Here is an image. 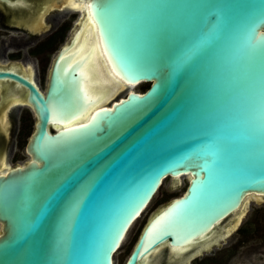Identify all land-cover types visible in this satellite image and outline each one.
<instances>
[{
    "label": "water",
    "instance_id": "obj_1",
    "mask_svg": "<svg viewBox=\"0 0 264 264\" xmlns=\"http://www.w3.org/2000/svg\"><path fill=\"white\" fill-rule=\"evenodd\" d=\"M86 9L92 29L57 51L43 93L0 69L26 88L35 119L28 159L0 171V264H113L167 177L173 188L188 175L122 264L191 244L247 197H264V0ZM97 63L113 86L147 87L99 102L107 90L87 87Z\"/></svg>",
    "mask_w": 264,
    "mask_h": 264
},
{
    "label": "flooded vegetation",
    "instance_id": "obj_2",
    "mask_svg": "<svg viewBox=\"0 0 264 264\" xmlns=\"http://www.w3.org/2000/svg\"><path fill=\"white\" fill-rule=\"evenodd\" d=\"M7 1H0V69L16 72L43 93L41 62L52 49L70 45L76 34V46L80 45L82 32L92 29L87 0ZM26 92L17 82L0 79V171L16 165L21 149L28 158V139L19 148L28 122L34 119ZM253 200H246L201 239L183 247L163 243L136 264H264V218H245Z\"/></svg>",
    "mask_w": 264,
    "mask_h": 264
},
{
    "label": "rangeland",
    "instance_id": "obj_3",
    "mask_svg": "<svg viewBox=\"0 0 264 264\" xmlns=\"http://www.w3.org/2000/svg\"><path fill=\"white\" fill-rule=\"evenodd\" d=\"M58 50L57 48H54L50 51L47 59H44L41 63L43 67H41V73H42V80L41 84L43 86L46 85L47 82V76H48V71L51 65V62ZM147 86V83H140L138 84L134 90L138 92H142ZM126 91L119 90L117 94L113 97L112 100L116 99L117 97H120L124 95ZM119 93V94H118ZM34 121V119H33ZM32 120L28 122V125L26 129L24 130L23 137L20 140L19 143V148H23L25 142L27 141L29 134L32 131ZM21 152L18 155V160L14 162L15 164H22L23 162L26 161V156L23 154V151L21 149ZM186 177L179 179V182L177 183V186L171 187V179L170 178H165L160 186V188L157 190V193L155 196L152 198V200L149 202L147 207L144 209L143 213L137 218V220L131 225L129 231L127 232V235L125 236L124 241L122 242V245L119 247V249L115 252L113 256V264H122L124 259L126 258L127 254L129 253L132 245L134 244L142 226L146 222V220L153 214L155 213L159 208H161L164 204H166L172 197L177 196L181 194V192L184 189V186L186 184ZM254 201V200H253ZM249 201V208L247 210V213L245 215V218L251 219L253 217H262L264 218V203L261 201H264V197L262 198H257L255 202Z\"/></svg>",
    "mask_w": 264,
    "mask_h": 264
},
{
    "label": "bare ground",
    "instance_id": "obj_4",
    "mask_svg": "<svg viewBox=\"0 0 264 264\" xmlns=\"http://www.w3.org/2000/svg\"><path fill=\"white\" fill-rule=\"evenodd\" d=\"M89 36L90 35L87 34L86 45L81 46V52H84L87 49L88 45L90 44V42H88ZM71 48H73V46H71ZM87 72H88L89 80L90 81H96V83H94V84L87 85V87H88V89L90 91L107 90V97H105L103 99H100L99 102L112 101L113 97L115 96V94H117V92L119 90L120 91L121 90H123V91H131V90H134V88L138 85V84H123V83H120V84H118L116 86L111 85L103 77L98 63H97V65H95L93 67L87 68ZM183 177L184 178L186 177V179H187L188 175L178 176V177L175 178L174 182H179V179H181ZM251 197L254 200H257V198H262L261 196L252 195V196L247 197L246 200L248 201Z\"/></svg>",
    "mask_w": 264,
    "mask_h": 264
},
{
    "label": "trees",
    "instance_id": "obj_5",
    "mask_svg": "<svg viewBox=\"0 0 264 264\" xmlns=\"http://www.w3.org/2000/svg\"><path fill=\"white\" fill-rule=\"evenodd\" d=\"M147 87V86H146Z\"/></svg>",
    "mask_w": 264,
    "mask_h": 264
}]
</instances>
